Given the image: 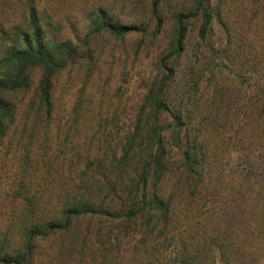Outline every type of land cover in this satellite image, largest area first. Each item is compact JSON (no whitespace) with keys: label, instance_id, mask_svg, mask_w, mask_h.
I'll list each match as a JSON object with an SVG mask.
<instances>
[{"label":"rangeland","instance_id":"rangeland-1","mask_svg":"<svg viewBox=\"0 0 264 264\" xmlns=\"http://www.w3.org/2000/svg\"><path fill=\"white\" fill-rule=\"evenodd\" d=\"M150 3V0H0V29L9 32L26 26L32 7L37 8L44 24L72 39L75 29L82 31L86 17L97 9L109 11L122 23L138 27L124 39L107 34L98 37L90 47L94 51L92 64L89 66L90 59L83 58L57 79L55 114L49 126L43 112L38 115L40 109L33 100L32 88L22 104L18 122L0 142V240L7 232L16 233L22 221H50L75 192L104 200L107 207L117 212L115 220L108 216L82 220L78 237L72 234L43 242L37 264H169L177 252L175 245L169 247L163 240L154 243L150 235L151 240L144 242L138 233V223L119 211L122 205L130 203L127 192L136 169L132 160L125 167L119 160L149 87L164 76L161 60L170 42L167 29L173 10L190 8L192 0H176L168 8L171 12H163L165 25L157 34ZM223 4L222 17L228 31L223 24L215 23L205 45L215 49L226 47L229 53H240L241 60L257 62L263 70L260 78L264 80V0H226ZM199 26L200 22L190 25L187 38L190 49L198 47ZM140 27L147 30H139ZM2 49L0 33V53ZM189 61L186 55L180 70ZM214 71L216 74L220 68L214 67ZM209 78L210 74L202 85V103L210 92ZM182 83L179 74L169 84L165 97L171 104L180 100ZM245 95V90L237 94L239 106ZM245 119L240 115L217 129L215 135L221 132L223 140L217 145L221 153L219 169L223 168L221 172L235 181H262L264 129H250ZM138 144L143 152L147 151L141 141ZM89 158L94 164L88 169ZM106 174L110 176L109 184L101 183ZM116 182L114 195H121L122 199L110 196V186L114 187ZM171 186L169 182L166 189ZM248 187L246 183L245 188ZM256 202L262 205L260 213L264 220V192L233 193L226 184L219 194L211 190L203 193L195 207L180 215L178 221H219L224 227L225 221H235L232 213L236 214V221H249ZM30 212L34 215H27ZM240 234L243 235V230ZM257 264H264L263 256Z\"/></svg>","mask_w":264,"mask_h":264},{"label":"trees","instance_id":"trees-1","mask_svg":"<svg viewBox=\"0 0 264 264\" xmlns=\"http://www.w3.org/2000/svg\"><path fill=\"white\" fill-rule=\"evenodd\" d=\"M150 1V15L156 19L154 32L157 34L165 25L162 13L169 11L176 0ZM225 1L215 0L213 4L212 0H192L190 8L173 10L172 23L167 29L170 42L161 60L164 76L149 87L134 131L119 160L124 167L132 160L136 168L127 192L130 203L122 205L119 211L138 223V233L144 242L151 240L150 235L152 242L163 240L169 247L176 246L177 252L169 264H257L261 256L264 257V220L259 202L254 204L249 221H236V214L232 213L235 221H225L224 227L219 221H178L180 215L195 207L203 193L211 190L219 194L226 184L233 193L242 190L264 192L263 170L262 181H235L234 177L221 172L223 168L219 169L222 165L217 145L223 140L221 132L215 135L217 129L240 115L246 117L250 129H264L261 66L255 61L241 60L240 53H229L226 47L215 49L205 45L215 23L223 24L228 31L222 17ZM86 20L82 31L75 29L73 39L63 37L44 24L37 8L32 7L24 28H14L10 32L0 29L3 45L0 53V142L18 122L22 104L32 88L33 100L41 110L38 115L43 112L49 126L55 114L57 79L83 58L90 59L89 66L92 64L94 51L90 47L98 37L107 34L124 39L138 29L136 25L122 23L103 9H97ZM195 22H200L199 44L190 49L187 38L190 25ZM186 55L190 61L180 70ZM212 65L220 68V72L215 74ZM179 74L183 81L180 100L171 104L165 93ZM208 74L210 92L202 103V85ZM242 90L246 95L239 106L237 94ZM140 141L147 151H142ZM93 164L89 158L87 168ZM253 168L251 165L250 170ZM109 177L108 174L103 176L101 183L109 184ZM169 182L172 186L168 190ZM117 183L110 186V196L114 195ZM246 183L253 191L245 188ZM114 196L122 199L116 193ZM106 204L86 193L75 192L50 221H22L16 233L7 232L0 240V264H37L43 242L72 234L78 237L84 219L108 216L115 220L117 212ZM32 205L30 203V209Z\"/></svg>","mask_w":264,"mask_h":264}]
</instances>
